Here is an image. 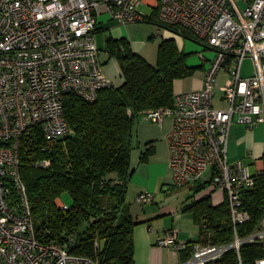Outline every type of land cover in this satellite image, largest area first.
Segmentation results:
<instances>
[{"label": "built area", "instance_id": "1", "mask_svg": "<svg viewBox=\"0 0 264 264\" xmlns=\"http://www.w3.org/2000/svg\"><path fill=\"white\" fill-rule=\"evenodd\" d=\"M153 1L162 22L192 31L216 54L209 59L200 53L203 61H211L201 89L177 92L172 106L147 110L143 118L160 125L173 118L168 142L175 185L207 183L204 192L225 193L234 229L230 243L200 241L190 247L180 242L176 225L158 245L190 250L184 264H220L231 250L236 252L234 264H245L241 250L246 244L264 246V218L242 235L240 227L251 219L242 192L255 186L256 174H264V167L253 173L242 161L230 163L228 143L233 124L249 129L264 124V0H246L244 10L240 0ZM144 2L0 0V264H101L71 253L75 237L65 243L38 239L20 170L22 145L40 131L47 150L72 132L65 112L67 94L95 101L100 90L114 84L100 61L97 13L104 7L120 24L142 21ZM246 59L253 60L254 69L243 76ZM221 74L227 78L220 85ZM217 98L224 106L215 105ZM33 165L48 169L52 160L36 159ZM154 199L149 191L138 195L145 204ZM57 204L68 208L61 198ZM254 264H264V257Z\"/></svg>", "mask_w": 264, "mask_h": 264}, {"label": "trees", "instance_id": "2", "mask_svg": "<svg viewBox=\"0 0 264 264\" xmlns=\"http://www.w3.org/2000/svg\"><path fill=\"white\" fill-rule=\"evenodd\" d=\"M142 21L157 23L185 38L201 43L192 31L167 25L158 10ZM108 50L121 64L123 82L99 91L95 101L69 93L65 112L71 134L48 144L40 131L35 139L22 145L21 175L25 182L36 234L43 242L65 243L70 237L71 253L97 259L101 264H136L134 229L137 222L127 203L129 183L135 173L131 167L136 126L150 109L169 107L177 93L176 82L192 76L201 66H191L192 53L181 49L175 39H164L156 65L134 51L126 38H109ZM155 152L152 142L141 154L147 162ZM49 158L48 169L36 168V159ZM256 184L244 189L242 196L250 221L240 227L242 235L252 232L264 218V174H256ZM208 184L193 188L195 198L184 211L192 212L205 241L230 243L234 229L227 200L215 205L204 195ZM70 193L73 205L61 209L57 200ZM204 195V196H203ZM12 196L19 195L13 188ZM199 196V197H198ZM193 242L187 243L192 247ZM191 251L185 253L189 258ZM241 255L245 264L264 257V246L248 243ZM236 252L227 253L220 264H234Z\"/></svg>", "mask_w": 264, "mask_h": 264}, {"label": "crops", "instance_id": "3", "mask_svg": "<svg viewBox=\"0 0 264 264\" xmlns=\"http://www.w3.org/2000/svg\"><path fill=\"white\" fill-rule=\"evenodd\" d=\"M152 4H154L153 0H145L140 6L141 11L146 15L152 14L155 10ZM97 19L98 29L95 33V39L97 46L101 50L100 61L104 66L105 73L115 85L122 84L123 78L121 76L120 61L117 57L112 56L108 50L109 38H126L135 52L144 56L154 65L157 64V55L155 56L147 48V45L150 43L149 41L153 39L159 47L164 39H175L179 47L185 50V52H195L187 51V41L189 38H185L181 34L157 23L146 21L153 24L146 27L132 24L138 21L120 24L111 18L104 7L98 11ZM147 51L150 53L149 56ZM190 65L201 66L204 71L200 78L194 82V85L188 84L186 86V79L178 80L176 82L177 92L186 91L189 88L193 90V88L201 89L203 87L204 75L207 70L205 62L203 64ZM221 76L225 77L224 74H221ZM146 120L149 122L141 123L139 127L138 125L136 126L133 141L134 149L131 157V167L135 169V173L129 183L126 198L133 218L137 222L134 229L135 261L136 264H184L188 260L185 257V253L188 251H176L173 248H164L158 245V241L164 237L166 231L171 226H176L179 222V226L181 227L190 221L189 219H194L192 212H186L184 208L198 198L194 196V186L182 188L176 186L174 175L172 178V175L169 173L170 152L167 150V147H169L167 139L170 133L168 132L169 130L164 134L160 130L162 125L148 119ZM231 139H236L232 152H230ZM149 142H152L155 152L150 155L147 162H141V154L146 150ZM262 149L263 146L261 147L255 143L253 132L245 125L238 123L232 125L228 143V160L230 163L231 159L234 161L239 160L251 167L253 163L246 161L255 159L258 162V167H264V151ZM154 165H160V170L154 169ZM253 173H256V171ZM143 191L154 192L156 194L154 201L147 204L140 202L138 195ZM188 191L190 193H187ZM204 193H206L204 195H211L212 202L215 205H220L226 201V194L223 192L211 190L209 193ZM198 227L200 232L199 239H196L194 236L181 237L182 230H180V242H193L192 244H195L196 242L205 241L206 236L201 233L199 224Z\"/></svg>", "mask_w": 264, "mask_h": 264}, {"label": "rangeland", "instance_id": "4", "mask_svg": "<svg viewBox=\"0 0 264 264\" xmlns=\"http://www.w3.org/2000/svg\"><path fill=\"white\" fill-rule=\"evenodd\" d=\"M239 5H240L241 9L244 10V9H246L248 3H247L246 0H240L239 1ZM132 24H134L136 26H140V27H146L147 25H153L152 23H149V22H146V21H138V22H134ZM148 36H149V34H148ZM153 40H150L149 41L150 43L147 45V48L155 56L157 55V62H158L159 46L156 45ZM187 42H188L187 43V51H191V52L192 51H195V52H193L189 56L188 63H190V64H203L205 62L206 67L209 68L210 65H211V61L210 60L203 61V59L200 56V53L203 52L206 55V57H208L209 59H213L215 57V54H216L215 50H212L211 48L205 49V47L203 46L204 44H202L203 43L202 41H201V43H198V42H195V41H192V40H189L188 39ZM105 47H104V49H105ZM149 51H147L148 56L150 54ZM253 69H254V62H253V60L252 59H247L244 62V64H243V76H248V75L252 74L253 73ZM203 71H204L203 68H198L192 76L186 78V81H185L186 86H188V84L194 85V82H196V80H198V78H200V76L202 75V72ZM226 78H227L226 75H225V77H223V76L220 77V81H219L220 85L225 83ZM183 80H185V79H183ZM189 90H192V89H190V88L189 89H186V91H189ZM215 92H216V96L217 97H220L221 94H222L218 87L216 88V91ZM215 105L218 106V107L224 106V104H222L218 100V98H217V100L215 102ZM146 122H149V121H147L146 118H142V119L139 120V122L137 123V125L139 127L141 123H146ZM156 124H158V123H156ZM162 126L160 128L161 132H164V134L168 130H169L168 132H170L171 129H172V126H173V118H171V117L167 118L166 121L163 123ZM249 130H251L253 132V140L255 141V143L258 144V145H260L261 147L263 146V149L262 150L264 151V124H260L256 128L249 129ZM235 141H236V139H231V142H230V152L233 151V146H235ZM168 148L169 147H167V150L169 152V149ZM230 161H231V163L237 162V161H234L232 159ZM246 162L253 163L251 165V170H252V172H255V171L257 172V170H258V164H257L258 162H257V160H255V159L254 160H247ZM153 168L154 169H157V170H160V165H154ZM169 173L172 175V178H173V172H172L170 166H169ZM151 193L153 195H156L152 191H151ZM161 193H162V191H161ZM187 193H190V192L188 191ZM61 199L68 206H72L73 205V198H72V196H71L70 193H68V192L64 193L62 195ZM58 201H59V198H58ZM189 220L190 221L186 222L181 227L179 226V222H178L177 227L179 228V230H182V236L181 237H186V236L187 237H189V236L193 237L194 236L196 239H199L200 238V232H199L198 224L195 222V219H189ZM171 227H173V226H171ZM205 236L208 237L209 236V233L206 232L205 233Z\"/></svg>", "mask_w": 264, "mask_h": 264}]
</instances>
